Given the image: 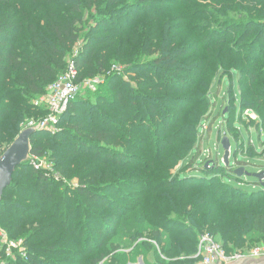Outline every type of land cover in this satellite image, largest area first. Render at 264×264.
<instances>
[{"label": "trees", "instance_id": "1", "mask_svg": "<svg viewBox=\"0 0 264 264\" xmlns=\"http://www.w3.org/2000/svg\"><path fill=\"white\" fill-rule=\"evenodd\" d=\"M69 60L76 82L104 76L110 94L78 102V93L58 131L31 135L29 159L0 201V264H63L71 253L74 264L137 255L196 264L203 233L227 254L264 246V186L248 190L234 173L248 171L250 159L234 156L225 167L196 152L211 86L232 71L239 111L254 110L264 128V0H0V156L30 119L47 114L34 102ZM124 73H134V85ZM231 88L226 134L235 121ZM32 157L59 179L36 170ZM103 208L108 214L95 212ZM92 224L97 236L85 230ZM19 240L25 257L7 252Z\"/></svg>", "mask_w": 264, "mask_h": 264}, {"label": "rangeland", "instance_id": "2", "mask_svg": "<svg viewBox=\"0 0 264 264\" xmlns=\"http://www.w3.org/2000/svg\"><path fill=\"white\" fill-rule=\"evenodd\" d=\"M81 46L80 43H77L75 45V48L73 50L74 54L77 52V50L79 49V47ZM119 65V64H117ZM119 68V70L121 71L123 69V65H119V67H114L112 69H116ZM117 70V69H116ZM134 73H124L123 78H125V80L129 81L130 84L134 85L135 82L132 80V75ZM100 81L98 82V84L94 87L91 88L89 86V83L86 82V80L79 82V86H80V90H79V96L77 98L78 102H95L98 99L99 94H104V95H108L110 94V89H108V87H106V85L103 83L104 82V76H100ZM220 80V81H219ZM231 86L232 90H233V98H234V104H235V111L232 114V117L237 118V115L239 114V89H238V81H237V73L236 71H232L230 73V75L224 76L222 79L218 78L216 81L213 82L212 86H211V92H210V98L213 101L214 106L212 107V110L214 108V110L216 111V113H218V117L215 118L214 122L211 124V129L206 132V134L201 135L200 132V126L202 125V123L209 121L208 117L209 115H206L204 117V119L201 122V125L198 127V138H197V144L196 146H201V140H203V147L206 150H209L212 154V157H222L223 154V149L220 145V141L222 136L220 135V132H218V125L219 122L221 120V117H224L225 123H226V118H230L231 115L230 113L233 110V107L228 106L229 101L228 102H223V100L227 99V95H226V90L227 88ZM82 104H79L77 106H81ZM165 109L170 110V111H174V109H172L173 107L170 105H166L164 106ZM225 111V112H224ZM210 119L212 120V116L210 115ZM65 118V117H64ZM68 117H66L65 119H68ZM27 121V120H26ZM25 121V122H26ZM60 121V120H59ZM232 123V122H231ZM228 124V123H227ZM246 126H251V127H255L256 125L253 122H248L245 119H241L239 117V121L235 120L233 122V127L234 129H232V127L230 128V131H228V133L226 134L228 136V138H230V146H231V151L232 153L235 151V155L231 153L230 158L231 161L234 160V156L237 157L238 160H244L246 158L250 159V164L247 165V170L249 172H256L259 169H263L264 168V143H260L264 138H259L258 133L256 130H252L251 131V140L253 145H255L256 147H258L259 143H260V148H253V147H248L246 149H243L242 144L240 143L241 141L245 142V144H247L249 142V132L248 129L245 127ZM61 123L57 124V128H61ZM229 126V124H228ZM264 129V128H263ZM238 132V134H237ZM48 135H51L52 133L49 132L47 133ZM197 147L198 149L196 150V152L198 153V155H203V151ZM236 149V150H235ZM218 151V152H217ZM194 152V151H193ZM41 164L42 167L48 166V162L45 159H40L39 162ZM177 169V166L173 167L170 169V173L172 174L173 172H175ZM241 186L251 190V189H256L260 187V184L258 183L257 179L254 177H250V176H241ZM76 181V180H74ZM74 181L71 183L72 185L74 184ZM77 182V181H76ZM136 187H133V189H135ZM130 194L131 189H126ZM132 194V193H131ZM119 202H122L121 200L118 199ZM106 208L103 209H99L97 211H95L97 214H108L109 210H107ZM82 228H84V225L81 226ZM97 228L96 225L92 224L91 226L87 227V229L85 230H89L92 232V234H94V236H97L95 234V229ZM0 234L3 236V239H5V234L3 232H0ZM14 242V241H12ZM16 244L15 248L22 257L26 256V252L27 249L26 247L23 245V243H25V241L22 242V240H19L17 242H14ZM83 243V242H81ZM26 244V243H25ZM130 242L127 239H122V244H121V250L124 251L128 246H129ZM27 245V244H26ZM92 249L94 250L95 247L93 245L92 242ZM96 246V245H95ZM68 248H72L75 249L76 247H69ZM102 250V249H101ZM100 251V250H99ZM97 251V252H99ZM7 252L11 253V249L10 247H7ZM95 252V253H97ZM94 253V254H95ZM124 253V252H123ZM110 256H107L103 261H101L99 264H107L108 262H106L109 259ZM66 258V259H65ZM78 256L71 253V254H67V255H63V261L61 260V262L63 264H74V260H78ZM180 260H183V258H181ZM105 262V263H104ZM148 262H154L149 256L147 257H142L141 255H137L136 257H134L133 259H131L129 256L127 257V261L125 264H147ZM182 264H188V263H182Z\"/></svg>", "mask_w": 264, "mask_h": 264}, {"label": "built area", "instance_id": "3", "mask_svg": "<svg viewBox=\"0 0 264 264\" xmlns=\"http://www.w3.org/2000/svg\"><path fill=\"white\" fill-rule=\"evenodd\" d=\"M119 70V68H116ZM77 71L73 61L69 60L66 70L64 73L60 74L48 87L45 94L41 95L37 100H35L34 104L36 106H43L47 110V114L44 117H40L37 119H30L25 128L35 127L40 131H47L51 133H55L60 128H57V124L59 123V119L62 114H64L68 108L70 102H72L78 95L80 86L79 83L76 82ZM100 76H96L91 79H87L86 82L89 83L91 88H94L98 82L100 81ZM228 102V98L223 100V102ZM214 108L210 112L212 116V120L210 119V115L208 117L209 121L202 123L200 126V134H206L211 129V124L214 122L215 118L218 117V113L216 117L213 118ZM239 117L241 119H245L248 122H253L254 124L258 121L257 113L252 109H244L239 111L237 118L235 120L239 121ZM226 123L224 117H221V120L218 125V132L222 136V133L225 132ZM248 129L250 139L247 144L241 141L240 143L243 146V149L248 147L255 148L251 140V131L256 130L259 138H264V129L262 126H245ZM226 133V132H225ZM230 139V138H229ZM203 140H201L202 145L200 149L203 151V155H211L209 150L204 149ZM264 143V139L260 142ZM259 143V145H260ZM220 145V144H218ZM258 145L257 148H260ZM221 146V145H220ZM236 150V149H235ZM218 152V151H217ZM230 155L232 153L231 146L229 148ZM235 154V151L232 153ZM29 159V158H28ZM42 159V158H41ZM230 159V158H229ZM40 158L32 157L30 158V162L36 170H39L43 173L46 178H53L55 180L59 179L58 174L52 172L51 166L48 163V166L42 167L40 163H38ZM248 160V158H246ZM233 162V161H232ZM264 162V161H263ZM264 170L259 169L258 171ZM257 171V172H258ZM77 182L74 181L73 186H76ZM9 247H16V244L12 241L9 242ZM196 258H198V262L196 264H238L240 261L245 259H253V260H264V246H255L250 248L247 252H236L227 254L226 251L222 248V246L208 233H203L199 236L197 243V250L195 253Z\"/></svg>", "mask_w": 264, "mask_h": 264}, {"label": "water", "instance_id": "4", "mask_svg": "<svg viewBox=\"0 0 264 264\" xmlns=\"http://www.w3.org/2000/svg\"><path fill=\"white\" fill-rule=\"evenodd\" d=\"M225 112V111H224ZM39 129L29 127L21 130L9 146L3 151L0 156V201L3 191L10 185L12 176L16 168L29 158L30 154V137ZM220 145L223 149L222 163L225 167L230 165V140L225 132L222 133ZM208 166V163H206ZM234 173L237 176H250L264 186V170L258 172H248L244 167L234 168Z\"/></svg>", "mask_w": 264, "mask_h": 264}, {"label": "crops", "instance_id": "5", "mask_svg": "<svg viewBox=\"0 0 264 264\" xmlns=\"http://www.w3.org/2000/svg\"><path fill=\"white\" fill-rule=\"evenodd\" d=\"M255 148H256V146H255Z\"/></svg>", "mask_w": 264, "mask_h": 264}]
</instances>
